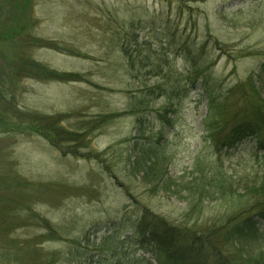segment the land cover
Here are the masks:
<instances>
[{"label":"rangeland","instance_id":"374dc122","mask_svg":"<svg viewBox=\"0 0 264 264\" xmlns=\"http://www.w3.org/2000/svg\"><path fill=\"white\" fill-rule=\"evenodd\" d=\"M10 2L0 0V178L16 176L19 186L8 191L0 183V202L16 201L20 218L9 237L0 234V244L16 242L20 261L44 264V255L54 254L53 264H157L135 235L144 209L202 233L262 198L249 193L264 183L254 141L224 150L218 160L203 136L201 84L225 95L258 76L264 0H30L26 10ZM34 64L79 79L47 81L34 75ZM192 64H206L195 87L185 77ZM165 83L175 86L171 104L166 95L148 92ZM258 88L264 100V78ZM169 104L176 119L165 136L168 168L182 199L151 192L128 168L134 142L158 133L159 114ZM227 105L230 114L244 108L237 99ZM99 118L105 122L93 128ZM57 129L76 140L56 148ZM212 162L233 193L193 198V204L199 170ZM38 217L55 229L54 241L44 242L49 231ZM30 250L36 255L29 259Z\"/></svg>","mask_w":264,"mask_h":264},{"label":"trees","instance_id":"16d2710c","mask_svg":"<svg viewBox=\"0 0 264 264\" xmlns=\"http://www.w3.org/2000/svg\"><path fill=\"white\" fill-rule=\"evenodd\" d=\"M10 1V5L16 3L23 10L28 9L30 3V0ZM13 7L15 6L12 5V9ZM41 44L44 48H55L52 43L41 42ZM32 65L28 66L31 67ZM205 65L192 64L191 74L185 76L193 87L199 83L200 75L205 72ZM131 66L135 67L134 64ZM34 68L36 69L34 75H39L47 81L65 83L77 82L79 79L77 74L48 71L41 64H34ZM19 71H24V66ZM156 76H159V73ZM259 78L261 80L264 78V64L260 66L258 76L251 74L247 80L237 84L225 95H218L217 90L212 85L201 84V89L207 99L206 115L202 120L203 136L210 140L218 160L223 157L222 152L224 150L236 149L248 138L254 141L255 158L258 160L262 157L264 160V100L258 88L259 81H261ZM167 84L158 85L148 92L153 95L158 94V96L166 95L170 101L173 99L175 86L167 87ZM231 99H237L244 105V108L230 114L227 102ZM170 104L159 114L160 128L158 133L154 137H144L134 142L129 151L128 168L129 173L134 177H140L142 182L149 186L151 192L156 191V194L157 191L169 192L172 197L182 199L180 186L177 184V180L170 175L168 168L172 157L165 136L173 129L176 119L174 105ZM50 119L52 118L49 117L46 120L51 126ZM39 120L37 119V121ZM37 121H35L36 124ZM3 122L5 121L0 119V123ZM102 122L105 121L99 118L91 122L90 125L93 124L92 126L95 128L97 124ZM56 123L54 122V125ZM32 127L35 132L42 134V129L39 126H35L33 123ZM75 140L76 134L57 129L55 130V138L51 140V143L58 148ZM73 154L76 155L77 152H73ZM257 163L258 166L261 165L258 161ZM199 171H201V176L198 179L200 183L196 186L197 190L191 198L193 204V198L199 199L200 197V202L213 201L225 193H233L231 186H228L226 174L214 162L203 166V171L201 169ZM256 176L257 174L254 175V177ZM17 179L16 176L13 178L9 175L1 177L0 183L3 182L1 187L8 191H16L17 186H19ZM249 193L251 195L260 193L262 198L250 210L230 218L221 226L209 228L199 233L183 226H171L164 218L144 209L142 217L135 227V235L139 239V244L147 247L148 253L153 255L157 264H264V250L260 249L264 243L262 228L264 222V183L259 185V189L254 187ZM16 205L17 202L12 199H6V204H4L1 198L0 234L5 239L15 230L14 225H17V218H20L15 215ZM38 219L41 227L49 231L44 242L54 241L57 232L50 222L41 217ZM7 223L9 225L5 226ZM15 243H9L6 240L0 244V264L25 263L27 258L23 262L20 261L21 254L17 249L19 245ZM26 253L28 255L25 256H29V259L36 255V252L32 250ZM44 257V264H53L54 254H46ZM148 264L152 263L148 261Z\"/></svg>","mask_w":264,"mask_h":264}]
</instances>
